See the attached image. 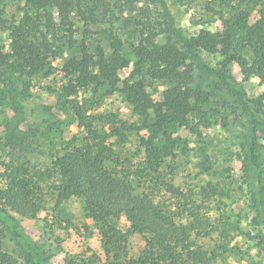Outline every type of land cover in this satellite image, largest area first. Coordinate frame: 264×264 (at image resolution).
Segmentation results:
<instances>
[{
	"label": "trees",
	"instance_id": "trees-1",
	"mask_svg": "<svg viewBox=\"0 0 264 264\" xmlns=\"http://www.w3.org/2000/svg\"><path fill=\"white\" fill-rule=\"evenodd\" d=\"M23 2L20 18L8 27V49L0 44L1 92L12 97L16 78L53 75L57 71L53 63L69 53L58 69L66 79L60 88V99L64 100L62 109L71 114L80 136L66 142L49 170L54 177L51 190L56 204L70 198L83 202L87 217L99 231L107 264H229L225 245L210 247L201 243L214 239L215 229L201 212L205 201L196 200L194 190L182 191L169 184L165 164L178 155L179 147L172 136L176 127L197 138L201 137L200 128L207 127L198 105L202 93L192 88L195 62L212 74L218 85L240 99L234 84L251 76L264 84V0H210L203 15L208 17L209 24L215 25L214 31L200 29L196 35L185 37L170 27L173 35L168 34L162 45L157 44L156 34L137 20L140 40L132 49L133 70L124 79L119 73L129 68L130 60L121 54L120 44H110L107 51L100 44L87 43V26L111 12V1L94 0L88 13L84 8L86 0ZM115 3L129 14L141 10L138 17H144L147 24L151 22L147 21L140 0ZM78 21L85 28L80 41L75 36ZM201 52L220 56L219 69L201 63ZM230 65L236 66L238 73ZM137 74L142 79L133 81ZM146 76L167 85L160 102H155L146 91ZM81 92L90 93L91 97L85 99L79 95ZM114 92L140 117L139 126L115 115L89 114L102 97ZM263 100L264 94L258 101ZM193 113L196 124L190 122ZM259 125L253 121L254 146ZM131 132L142 133L137 142L143 160L135 169H131L123 151ZM208 163L197 166L208 172ZM244 173L248 175L247 168ZM256 177L257 186L251 197L255 221L264 219L261 171ZM2 178L0 202L20 215L34 217L35 210L42 206L38 193L43 174L32 175L22 167L12 166ZM207 189L212 195L220 190L211 183ZM120 220L127 223V233L141 240L136 258L128 257L127 233L117 227ZM0 223H7L26 252L29 264H47L40 258L38 246L22 234L13 217L1 208ZM257 243L264 250V236ZM0 264H11L10 258L1 252Z\"/></svg>",
	"mask_w": 264,
	"mask_h": 264
},
{
	"label": "rangeland",
	"instance_id": "rangeland-1",
	"mask_svg": "<svg viewBox=\"0 0 264 264\" xmlns=\"http://www.w3.org/2000/svg\"><path fill=\"white\" fill-rule=\"evenodd\" d=\"M23 1L0 0V44L5 50L8 49V27L20 18ZM109 1L111 12L102 14L100 19L87 26V43L100 44L107 51L110 44H120L121 54L130 60L129 68L119 73L121 79L127 78L133 70L132 49L140 40L141 29L136 26L137 20L146 24L147 31L156 34L158 45L165 43L168 34L173 35L168 30L170 27L185 37L196 35L200 29L215 30V25L209 24L208 17L203 15L210 0H140L147 21H151L149 24L144 17H138L141 10L129 14L128 10L115 5L116 0ZM92 7L94 0H86L85 12ZM82 24L78 21L75 25L78 27L75 36L79 41L85 30ZM68 57L69 53H66L53 63L57 70L53 75L16 78V91L12 97L1 92L3 84L0 80V188L2 175L8 167H22L32 175L43 174L38 193L42 206L35 210L34 217L20 215L1 202L0 208L5 209L22 234L38 246L40 258L47 264H107L99 231L87 217L83 202L70 198L57 205L51 190L54 177L49 170L54 158L62 153L66 142L80 136L71 114L61 106L64 100L60 99V88L66 79L58 69ZM199 59L214 70L219 69L222 60L218 55L202 52ZM229 68L238 73L236 66ZM192 76V88L202 93L198 105L207 127L200 128V138L184 128H175L172 136L179 147L178 155L166 161V181L179 186L182 191L194 190L197 193L194 198L205 201L201 212L215 229L214 239L201 241L202 244L210 247L225 245L229 264H264V250L257 243L258 238L264 236V219L255 221L257 215L251 199L259 171L263 174L264 189V100L258 101L264 94V84L254 76L234 84L241 94L240 99L218 85L216 78L198 62L194 63ZM141 79L138 74L133 77V81ZM144 82L152 99L160 102L167 86L165 82L148 76L144 77ZM79 95L85 99L91 97L87 92ZM89 114L115 115L135 126L141 122L117 92L102 97ZM190 117L191 124H196L195 114ZM253 121L260 124L256 146L253 145ZM141 135L129 133L124 144L123 151L131 169L142 165V149L137 142ZM204 161L209 162L206 165L211 168L208 172L197 166ZM246 168L248 175L244 173ZM209 183L220 189L217 194L208 193ZM7 223L10 225L11 222ZM7 223H0V252L10 258L11 264H29L26 252L14 239ZM117 227L128 232V225L123 220ZM140 247V238L127 233L128 257L136 258Z\"/></svg>",
	"mask_w": 264,
	"mask_h": 264
}]
</instances>
